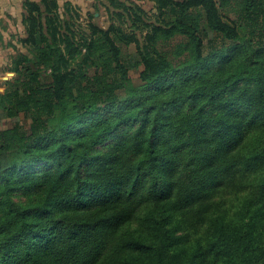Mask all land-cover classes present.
I'll return each mask as SVG.
<instances>
[{"label": "trees", "instance_id": "trees-1", "mask_svg": "<svg viewBox=\"0 0 264 264\" xmlns=\"http://www.w3.org/2000/svg\"><path fill=\"white\" fill-rule=\"evenodd\" d=\"M22 9L0 264H264V0Z\"/></svg>", "mask_w": 264, "mask_h": 264}, {"label": "rangeland", "instance_id": "rangeland-1", "mask_svg": "<svg viewBox=\"0 0 264 264\" xmlns=\"http://www.w3.org/2000/svg\"><path fill=\"white\" fill-rule=\"evenodd\" d=\"M87 4V1H86ZM82 11L83 14L86 13L87 8L89 7L88 5H78ZM144 6L146 8H150L151 6V2L146 1L144 3ZM107 19L105 18V15H103L102 17L99 18V23L101 25H107ZM11 34H7V36L5 37V39L3 38L4 42L5 40H7L6 42L10 41L12 43H16L17 37L23 33V29H14L11 30ZM17 48H20L19 50L25 51L24 48H21L19 43L16 44ZM134 48L133 46H130L128 48L124 49V55L125 57H128L129 55H131V53L133 52ZM15 50L12 47H7V49H2L0 48V92H3L5 89V80H7L8 78H10L13 73L11 71H9L7 68L10 64L11 61V57L14 54ZM137 73L138 71L136 69H132L130 71V75L133 79L134 82H137ZM0 114H1V110H0ZM20 123L23 124V126H28L29 124V120L24 118L23 116L19 117L18 120ZM9 124H11L10 119L4 118L2 116H0V129L4 128L6 126H8Z\"/></svg>", "mask_w": 264, "mask_h": 264}, {"label": "crops", "instance_id": "crops-1", "mask_svg": "<svg viewBox=\"0 0 264 264\" xmlns=\"http://www.w3.org/2000/svg\"><path fill=\"white\" fill-rule=\"evenodd\" d=\"M23 0H0V48L7 49L6 41L3 38L11 34V30L22 29L21 13ZM65 1H71L76 5H88L91 0H58L60 4ZM87 1V4H86Z\"/></svg>", "mask_w": 264, "mask_h": 264}]
</instances>
